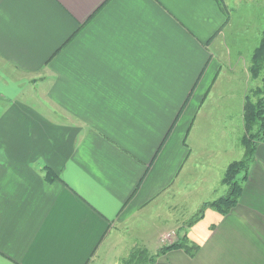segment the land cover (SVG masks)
<instances>
[{
  "label": "crops",
  "instance_id": "0c3cea01",
  "mask_svg": "<svg viewBox=\"0 0 264 264\" xmlns=\"http://www.w3.org/2000/svg\"><path fill=\"white\" fill-rule=\"evenodd\" d=\"M253 27L264 0H0V264H123L121 243L184 236L194 257L155 264H264V141L237 206L186 219L225 196L250 74L222 59Z\"/></svg>",
  "mask_w": 264,
  "mask_h": 264
},
{
  "label": "trees",
  "instance_id": "16d2710c",
  "mask_svg": "<svg viewBox=\"0 0 264 264\" xmlns=\"http://www.w3.org/2000/svg\"><path fill=\"white\" fill-rule=\"evenodd\" d=\"M263 72L264 30L259 45L253 52L250 66V73L254 80L259 79ZM254 95L257 96V100L252 101L247 96L244 105L243 121L246 131V138L243 140L245 147L244 157L242 160L229 165L223 178V184L227 186L228 192L217 200L204 203L187 224L188 227L202 220L206 210L209 208L216 210L221 215H227L237 206L242 193V184L247 178L257 145L260 141H264V77L262 78V85L254 90ZM47 172L51 174L50 169H47ZM175 249H184L189 256L194 257L199 247L191 244L188 238L184 236L181 240L170 246L161 248L155 256H149L145 250H136L125 261V264H155L161 255Z\"/></svg>",
  "mask_w": 264,
  "mask_h": 264
},
{
  "label": "rangeland",
  "instance_id": "374dc122",
  "mask_svg": "<svg viewBox=\"0 0 264 264\" xmlns=\"http://www.w3.org/2000/svg\"><path fill=\"white\" fill-rule=\"evenodd\" d=\"M257 25V24H256ZM258 33H257V28L253 27L250 31V34L247 36V40H239V41H235L234 43H231V46H228L230 50H232V55L229 56V58L227 59V57H224L222 60L224 62H228L233 60L234 63H236V61H239V64L245 69V70H249V74H250V90H249V94L248 96L252 99V101H256L257 100V96L254 95V90L256 88H258L259 86H261V82H262V78L264 77V72L261 74V76L259 77V80H254L251 76L250 73V66H251V58L253 55V50L257 47V45L259 44V38L258 37ZM237 43V44H236ZM234 47V48H233ZM239 59V60H238ZM0 70L4 71V68L2 66H0ZM239 111L237 110V105H235V110H234V122L236 124L239 123ZM244 122V121H243ZM219 124V123H218ZM217 124V126H218ZM242 125L240 124V127L238 128L235 125V135L233 136H228L227 141L228 142H233L234 144V150L233 152H231V154H229L228 156H226L224 158V161L226 163H228L229 165H231L234 162L240 161L243 159L244 154H245V147H244V142L243 140L246 138V131H245V126L243 125V128L241 127ZM210 139H212L210 137ZM216 139H221V137H218ZM203 141L209 142V139H203ZM210 143V142H209ZM209 146V145H208ZM220 147V146H218ZM210 148V147H209ZM207 152L204 151V155ZM210 153V152H209ZM216 155L218 153H215ZM229 167V166H228ZM227 167V168H228ZM227 170V169H226ZM226 172V171H225ZM225 175V173H224ZM224 178V176H223ZM222 184H223V179H222ZM224 185V184H223ZM223 187H225V195L228 192V188L226 185H224ZM209 193H207V195H198L195 199V203L198 202V199L200 198V200H204L206 198H209L210 195H208ZM208 196V197H207ZM213 197V195H212ZM208 200V199H207ZM158 205L156 206L157 210H159V214L161 213V205H162V201H160L159 203H157ZM156 209H153L150 211V213L148 214H141L138 216L137 219L134 220L133 222V226H132V230H130V234L131 235H137L138 237H141L143 232H149L150 229L152 230L153 225L156 224V222H158L157 220H153L151 219V217L155 216L156 213ZM194 207L193 206H189L186 210V219L191 220L192 218H187V215L189 213H193ZM180 220V219H179ZM189 220H187V224L189 223ZM160 224V223H159ZM140 240V239H139ZM138 244V245H137ZM135 245V243H121L120 247L118 248V250H123V256H121L120 260H123L124 258V263L127 259H129L130 255L136 251V250H142V251H147V253L149 254V256H153V252L156 248V244L155 243H137ZM144 247H146L147 249H145ZM127 251V253L130 251V253H128V255H125V251ZM126 253V254H127ZM126 256V257H125ZM120 264H122L120 262Z\"/></svg>",
  "mask_w": 264,
  "mask_h": 264
}]
</instances>
